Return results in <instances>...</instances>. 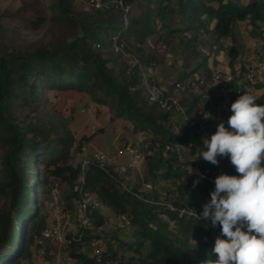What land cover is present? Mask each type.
<instances>
[{"label": "trees", "instance_id": "16d2710c", "mask_svg": "<svg viewBox=\"0 0 264 264\" xmlns=\"http://www.w3.org/2000/svg\"><path fill=\"white\" fill-rule=\"evenodd\" d=\"M126 2L131 6L127 24L120 8L79 9L75 0H56L50 16H38L31 31L48 34L58 28V35L39 46L0 52V198L6 202L4 208L0 207V264H21L32 258L31 249L47 224L48 186L53 180L65 185L67 210L74 209L82 189L98 197L118 216L126 217L137 229L129 247L137 252L148 250L140 264H203L217 258L211 250L216 237L221 236L220 226L215 230L204 220L165 209L156 193L147 196L137 188L124 189L122 179L109 176L95 162L86 169L82 182L81 162L74 165L73 161L83 141L77 145L53 97L57 91L88 95L92 102L110 107L116 118L131 120L137 131L150 134L151 149H160L156 159L146 156L150 174L155 176L156 171L165 168L164 178L174 177L190 199L188 204L174 202L175 206L201 212L215 188L209 176L230 172V160L218 157V165L202 159L192 162L203 147L198 129L184 126L172 112L149 103L138 68L130 70L127 58L115 52V38L132 52V38L141 47L161 31L160 40L167 45L178 37L184 68L190 70L186 76L180 74L179 79H183L206 65L207 55L200 46L202 34L219 43L231 35L237 21L257 27L264 22V0ZM32 5L37 4L25 3L23 9L31 6L34 10ZM177 21L182 25L175 26ZM139 57L145 67L156 64ZM230 58L233 69L237 60L234 48ZM181 103L192 118L208 107L202 96L181 98ZM168 145H191L190 160L181 161L175 153H165ZM181 165L198 166L205 177L193 187V181L201 176L189 175ZM92 221L93 228L98 229L105 218L95 210ZM170 221L177 229L170 226ZM81 249V244H71L68 249L77 264H114L117 257L111 245L100 256L87 255Z\"/></svg>", "mask_w": 264, "mask_h": 264}, {"label": "rangeland", "instance_id": "374dc122", "mask_svg": "<svg viewBox=\"0 0 264 264\" xmlns=\"http://www.w3.org/2000/svg\"><path fill=\"white\" fill-rule=\"evenodd\" d=\"M56 0H0V52L5 49L17 47L18 49H27L39 46L41 43L51 41L53 35H58L60 29L54 28L51 33L45 34L43 31L36 34L31 31L32 23L37 20L38 16H50L51 5ZM36 3L28 6V10L23 9V4ZM79 9H87L83 5H77ZM175 26H181L182 23L174 22ZM65 34L69 31L65 30ZM160 33L150 37L142 44H137L135 38L130 41L132 53L137 52L138 56L143 57L145 61L156 62L153 74L157 81L158 77H163L164 81H158L159 85L168 90L171 85L180 78L182 73L186 76L190 70L184 68L183 58L178 47L179 38L176 37L170 45L160 40ZM264 22H260L258 26H253L247 21H237L233 25L231 35L222 38L219 43L208 35H201L200 46L207 55L206 65L199 71L205 79V84L198 93L185 92L181 94L182 99L191 100L196 96H202L207 105L216 103L219 99L233 98L235 92L240 89L241 78L237 77L235 84L230 90H223L217 86L212 80L213 74L217 72L226 73L230 68V50L234 48L237 51L236 65L243 66L247 60L254 58L259 54L260 49L264 51ZM191 36H194L193 34ZM209 70V74L206 71ZM155 72L157 74H155ZM59 92V93H57ZM56 100L53 103L59 111L68 120L69 128L75 136L76 143L83 141L82 148L76 151L73 161L74 165H78L84 156L91 155L95 151H103L105 153L115 152L120 144L125 141L146 153V144L150 143L151 135L147 132L137 131L134 123L126 118H116L115 112L108 106L98 105L90 99L88 95L79 94L73 91H57ZM256 103L264 105V95H257ZM85 110V112H82ZM217 120L215 123V132L217 125L221 123ZM176 119H172L173 132H176ZM184 126H187L184 124ZM96 128L97 132L92 133ZM204 139V137H202ZM84 148L86 150H84ZM160 153V149L154 150L153 158ZM3 151H0V162ZM186 158H190L187 154ZM129 157L123 155L119 158L118 163L123 167L128 166ZM165 168L161 167L153 176L149 172V166L146 161L139 167L135 174L130 176L127 185L129 188H137L141 195L153 196L155 193L160 197L165 194H171L173 202L179 204L190 202L186 193L179 189V184L174 177L170 179L164 178ZM153 185V191H147L146 185ZM6 202L0 198V207L4 208ZM100 213L105 218L102 227L94 230V236L99 237L102 241V249L107 251L109 245L117 253L114 264H140L141 258H145L147 248L141 249L139 252L136 248H130L129 244L134 242V234L136 227L126 225L121 221L112 209L103 203L99 207ZM164 219L167 220V217ZM170 226L177 229V225L170 221ZM38 246L35 244L32 249V258L29 264H45V262L37 257ZM84 253L91 256L88 248Z\"/></svg>", "mask_w": 264, "mask_h": 264}, {"label": "built area", "instance_id": "2783aa9c", "mask_svg": "<svg viewBox=\"0 0 264 264\" xmlns=\"http://www.w3.org/2000/svg\"><path fill=\"white\" fill-rule=\"evenodd\" d=\"M78 5H83L85 8H92L100 11L110 10L112 7L120 8L123 12L125 24L128 23V16L131 6L127 0H75ZM264 36V33H263ZM115 52L122 54L130 63V70L138 68L139 75L142 80L144 93L150 104L157 105L163 111H170L177 117L181 118L182 122L187 126H195L202 137L211 138L215 133V123L217 120L224 122L225 127H228L227 120L232 115L231 104L234 102V97H238L244 93L253 96L264 95V51L262 48L259 54L254 58L247 60L243 66L234 64L233 69L226 73L217 72L213 74L212 80L223 90H230L235 84L237 77L241 78L239 84L240 89L237 90L230 99H219L216 103L208 105L205 112L190 117L187 109L181 103V94L185 92L198 93L205 84L203 75L196 72L188 77L179 79L172 84V88L163 89L155 75L153 74V63L150 67H145L140 57L127 50L125 44H120L115 38ZM58 94H54L53 99L56 100ZM85 112V110H82ZM97 129L94 128L92 133L95 134ZM84 150H86L84 148ZM146 153L137 147L123 141L120 147L112 153L103 151H95L91 155H86L81 160L82 182L84 181L85 171L88 166L95 162L99 168L113 178H120L121 186L124 189H129L127 181L130 176L135 174L139 167L143 164L146 156H153L154 151L150 147V143L146 144ZM191 145H168L165 148V153H175L181 161L187 160L186 155L190 153ZM123 155L129 157L128 166L123 167L118 163L119 158ZM190 155V154H189ZM231 165V164H230ZM193 169L192 175L205 177V174L195 165H181V169L189 174L190 168ZM228 175H238L234 166L231 165L230 172H221ZM220 173V174H221ZM219 175V174H218ZM217 175V176H218ZM217 176H209V180L214 184ZM147 191H153L154 187L147 184ZM65 185L59 181L53 180L48 186V205L46 210L47 224L43 229L41 236L37 239L36 244L37 257L41 258L45 264H77L76 259L68 255V249L71 244H81L82 252L88 248L91 256H100L103 252L102 241L94 236V228L92 215L95 210H99L102 202L95 195L84 192L81 189L80 198L76 201L73 210L66 209L65 203ZM159 196V195H158ZM160 197V196H159ZM159 204L169 211H179L180 214H186L189 217L190 211L178 209L171 194H165L160 197ZM203 211V209H202ZM199 211L197 216L202 213ZM122 222L129 225L126 217H120ZM199 220H204L203 218ZM211 224L210 220H204ZM219 225L214 229L217 230ZM21 264H29V260H24Z\"/></svg>", "mask_w": 264, "mask_h": 264}, {"label": "clouds", "instance_id": "9594fccd", "mask_svg": "<svg viewBox=\"0 0 264 264\" xmlns=\"http://www.w3.org/2000/svg\"><path fill=\"white\" fill-rule=\"evenodd\" d=\"M256 101L251 94L240 95L231 104L228 127L219 123L192 160L218 165V157H227L238 173L219 174L200 216L190 211L196 220H210L213 228L219 225L226 238L216 237L211 251L217 258L203 264H264V105ZM200 179L203 176L193 187Z\"/></svg>", "mask_w": 264, "mask_h": 264}, {"label": "crops", "instance_id": "0c3cea01", "mask_svg": "<svg viewBox=\"0 0 264 264\" xmlns=\"http://www.w3.org/2000/svg\"><path fill=\"white\" fill-rule=\"evenodd\" d=\"M155 74H157V73L155 72ZM158 81L163 82V81H164L163 77H158ZM164 82H165V81H164ZM171 86H172V85H171ZM57 93H59V92H57Z\"/></svg>", "mask_w": 264, "mask_h": 264}]
</instances>
